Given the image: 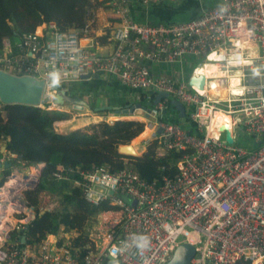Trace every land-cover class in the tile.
Masks as SVG:
<instances>
[{"label":"built area","instance_id":"built-area-1","mask_svg":"<svg viewBox=\"0 0 264 264\" xmlns=\"http://www.w3.org/2000/svg\"><path fill=\"white\" fill-rule=\"evenodd\" d=\"M104 1L114 19L111 53L101 55L80 44L95 20L89 8L75 34L50 23L43 25L44 35L22 34L14 43L4 39L0 70L43 80V100L51 105L55 93L71 92L72 85L87 75L112 77L144 94L147 102L167 94L148 108L147 118L146 110H136L147 133L140 145L145 149L157 140V156L182 152L177 173L158 185L129 168L114 172L108 166L88 172L59 168L52 180L77 173L75 184L85 201L93 206L107 201L113 209L103 211L87 230L80 259L73 253L72 235L61 229L33 245L26 240L21 244L28 210L13 211L5 228L0 222V264H165L183 242L195 249L191 264H264V0H218L187 22L156 25L135 22L131 6L185 0ZM213 52L219 59L212 57ZM200 58L225 75L197 74L206 67L192 65ZM237 58L248 63H230ZM191 77L203 78L201 89L189 85ZM171 100L182 104L197 135L181 123L166 122L173 116ZM217 114L227 115L230 123L219 126ZM238 131L249 145L236 143ZM0 153L2 182L5 163L10 172L24 165L5 150ZM13 178L0 184V212L26 203L19 187L9 183ZM179 238L184 240L178 242Z\"/></svg>","mask_w":264,"mask_h":264},{"label":"trees","instance_id":"trees-1","mask_svg":"<svg viewBox=\"0 0 264 264\" xmlns=\"http://www.w3.org/2000/svg\"><path fill=\"white\" fill-rule=\"evenodd\" d=\"M98 3L91 0H0V52L4 39L14 43L22 34L34 33L43 25L54 23L61 31L80 29L86 20V10L96 7ZM66 93L69 97L84 101L80 94ZM139 104L148 109L153 103L150 105L144 100ZM50 105V100L44 101V109L0 104V138L3 137L2 146L6 153L14 155V161L19 164L30 165V170H34L38 164H44L37 188L24 193L26 203L37 208L39 203L36 196L41 193L54 195L58 202L53 211L38 214L20 235L25 236L27 244L33 245L61 229L72 235V250L80 259L87 243L88 227L95 222L98 214L113 207L107 201L96 206L85 201L75 184L79 178L77 173L60 181L52 180L51 174L59 168L73 167L79 172H88L98 166H108L114 172L129 166L142 180L159 185L164 177L176 175L175 165L183 153L171 151L164 156H157V140H152L140 156L119 154L120 146L137 142L138 136L143 133V123L134 120L92 123L66 133L55 132L54 124L69 120L71 114L47 110ZM65 106L71 108L68 104ZM89 106L96 108L93 103ZM170 108L173 116L167 117L166 122L181 123L190 134L197 135L189 117L180 119L172 105ZM105 112L108 113L106 110L95 113L100 115ZM5 125L9 127L7 137L2 134ZM10 173L9 168L3 171L2 182Z\"/></svg>","mask_w":264,"mask_h":264},{"label":"water","instance_id":"water-1","mask_svg":"<svg viewBox=\"0 0 264 264\" xmlns=\"http://www.w3.org/2000/svg\"><path fill=\"white\" fill-rule=\"evenodd\" d=\"M96 76H93L92 78H95ZM90 79V76H83L82 80H88ZM189 85H194L197 88H202L203 85V78H193L191 77L189 79ZM45 91V82L43 80L36 79L31 76H13L10 74H7L0 70V103L2 105H22V106H30V107H40L41 103L43 101V94ZM158 99L167 98V94L165 93H159L157 95ZM53 105L55 106H64V104H68L72 107L73 110H79L83 111L84 109L88 111H101V110H107L114 115L117 116H128L133 114L136 110H146L147 113L145 114V117H148V109L141 107L139 103L131 104L128 103L124 105L123 108L120 107H112L107 106L104 108H94L92 109L88 104H86L82 100H78L76 98L69 97L67 93L63 90L58 91L53 95ZM171 105L173 108L177 111L178 117L180 119L185 118V112L182 104H180L176 100H171ZM157 134H161V130L157 131ZM228 142H230V139L227 138ZM4 151V149H3ZM118 153L124 156L129 157H136L137 152L131 145H125L120 146L118 149ZM44 164L38 165V177L36 180V183L32 187V189H36L38 182L40 180L41 171ZM4 168H9V164L5 163ZM16 174H12L11 177H15ZM14 187L9 185V189H13ZM30 188L21 190L27 191ZM19 190V189H18ZM112 192H109V195H111ZM22 205L28 210L27 216L23 219V225L25 228L36 219V214L33 210V207L30 206L27 203H23ZM14 225H16V221L13 222ZM25 243V236L23 235L21 237V244ZM195 255V249L194 247L189 243H180L176 249L173 252V255L171 259L165 263V264H191V260Z\"/></svg>","mask_w":264,"mask_h":264},{"label":"crops","instance_id":"crops-1","mask_svg":"<svg viewBox=\"0 0 264 264\" xmlns=\"http://www.w3.org/2000/svg\"><path fill=\"white\" fill-rule=\"evenodd\" d=\"M99 5L93 7V11L95 14V20L93 23V27L88 37L80 38V44L82 46L91 47V50L95 51L98 54L105 55L112 52L114 48V43L111 39L112 28L114 25V19L111 14V8L108 6L104 0H98ZM177 5L179 3H167L162 5H149L147 7H140L136 4L131 6V16L133 20L139 24H159V23H173L171 21L172 16V6ZM201 13V12H200ZM199 13V15H200ZM199 15L195 16L198 17ZM194 17V18H195ZM193 19V18H192ZM190 20V19H189ZM36 32L39 35H44L45 29L44 26L36 29ZM77 31L74 29H66L65 33L67 34H75ZM153 67V66H151ZM153 71L158 72L159 69L153 67ZM188 73V72H187ZM74 94L84 95V97L88 96L87 92L94 91L98 94V92H103V95L107 97V104L111 106H122L124 104H128L129 99H133V94L131 90L112 77L106 75H98L95 78H90L88 80H82L74 85H72ZM72 92V93H73ZM83 97V99H84ZM73 120L63 121L61 123H57L59 127H67L71 124ZM96 122V120H91L90 118L82 119L78 124L73 126L72 128H68V130L78 129L89 124ZM66 125V126H65ZM3 136H8L9 127L5 125ZM0 138V143L2 141ZM133 143V142H132ZM3 148L0 149V152ZM142 152L144 151L141 150ZM141 152V153H142ZM138 153V152H137Z\"/></svg>","mask_w":264,"mask_h":264},{"label":"rangeland","instance_id":"rangeland-1","mask_svg":"<svg viewBox=\"0 0 264 264\" xmlns=\"http://www.w3.org/2000/svg\"><path fill=\"white\" fill-rule=\"evenodd\" d=\"M91 1L92 2H99L98 0H91ZM217 2H218V0H185L184 2H180L177 5L174 4L172 6V10H171V12H172L171 21L173 23L187 22V21H189V19H192L195 16L199 15L200 12H202V11H204V10L210 8V7H213ZM201 63H202V65L204 64L206 66L212 65V63H208L205 60L203 61V59H201V58L198 59V60H194L193 63H192V65L195 66V67H197ZM70 90H72L71 92H73V88H71ZM131 92L133 94V99H129V102L128 103H134V104H136V103H139L141 101H144L143 100L145 98V95L144 94H142V93H140L138 91H131ZM85 94H87L88 96L87 97L86 96L84 97V95H83V97H84L83 100L88 105L90 103H93L96 106V108H99V107L100 108H104V107H107V106H111V105H109V103L107 104V97H105V95H103V92H98V94H97L94 91H90V92H87ZM44 101H46V99L42 101L41 106L43 105ZM159 102H160V99H158L156 97L152 101H150L149 104L151 105L152 103L153 104H156V103H159ZM153 104H152V106H153ZM61 107L58 108V109H60L63 112H66V113H70L71 114V118L69 120H73V121L67 127H59V126H57V123H55V125H54V131L56 129L55 132H58V133H66V132L70 131V130H68V128H72L73 126L80 124L79 122L82 119H85V118H90L91 120H96V122H93V123H99V122L112 123V122L117 121V120H134V121H140V122L143 123V121L139 120V118H140V112L139 111H135V112H133V114L128 115V116H122V115L121 116H117V115H114L113 113H111V112H109L107 110L106 111L108 113L105 112V113H101L100 115H98L94 111L91 112V111H88L86 109H84L83 111H79V110H73L72 107L71 108H67L66 106L65 107L61 106ZM112 107H115V106H112ZM48 109L49 110H54V107L52 109H50V108H48ZM134 117H136V118H134ZM4 131L5 130L3 129L2 134L4 133ZM235 135L237 137L236 143L246 142L245 141L246 140V137H244V135H243L242 132H239L238 131V132H236ZM138 137H139V141L141 142V139H143V138H141L142 135H140ZM139 141L135 145H133L132 142L130 143V145L132 147L138 148V151H137L138 152L137 153L138 156L141 155V152H142L141 150L144 149V147L142 145H140V142ZM246 144L249 145V140H247ZM2 145H3V143L1 141V143H0V149L3 148ZM29 166L30 165L24 166V167L15 166L11 170V173H10V175L8 177L11 178V175L12 174H20L21 176L26 177V176H28L29 173L32 174L35 171H38L39 170V168L37 166V167L34 168L33 171L30 170L31 172H29ZM127 168L132 169L129 166H127ZM30 190H33V189L31 188V189H29L27 191H30ZM25 192L26 191H22V197H23V200L24 201H25V195H24ZM36 197H37V201L39 203V206L37 208H34V212L36 213V215H38V214H40V213H42L44 211H53V209H55L57 207V205H58L57 198L54 195H52V194L41 193L40 195H38ZM100 214L97 215V217L95 218V220L100 216ZM23 215H21V216H23ZM15 218H18V216H15ZM93 224L94 223H92L88 227L87 230H89L90 228H92L93 227ZM52 235L53 234L47 235V237L52 236ZM87 239H88V237H87ZM182 240H184V239L183 238H179L178 242H182Z\"/></svg>","mask_w":264,"mask_h":264},{"label":"bare ground","instance_id":"bare-ground-1","mask_svg":"<svg viewBox=\"0 0 264 264\" xmlns=\"http://www.w3.org/2000/svg\"><path fill=\"white\" fill-rule=\"evenodd\" d=\"M216 66L215 65H209V66H206V70L208 71V73H210L211 75L213 74H219L217 73L218 70H216ZM213 69H215V71H213ZM53 105H51L52 107ZM50 107V109H52ZM217 116V115H216ZM110 118V117H109ZM136 118V117H134ZM215 121H216V118H215ZM217 122V121H216ZM61 123V122H59ZM219 126H222V128H224L223 124H219ZM147 135V133H143L142 134V137H145ZM140 138V139H141ZM139 141V139L137 140V142ZM137 142L133 143V145L137 144ZM140 142V141H139ZM136 148V147H135ZM38 166V165H37ZM36 166V167H37ZM33 171V170H31ZM30 169H29V172H31ZM37 177H38V171H35L34 173H29L28 176L26 177H23L21 176L20 174H16L15 175V178L11 179L9 183L11 184H16L18 187H19V190H24V189H27V188H32L34 186V184L36 183V180H37ZM22 202H19V204H17V207L14 208V209H8L7 211H1L0 212V216L2 217L0 222L1 224L3 225V227L5 228V225L4 223L6 221H12L13 220V216H12V213L13 211H19V210H23V211H26V208L23 207V205L21 204ZM17 209V210H15ZM190 238L192 239L193 238V235L190 236Z\"/></svg>","mask_w":264,"mask_h":264},{"label":"clouds","instance_id":"clouds-1","mask_svg":"<svg viewBox=\"0 0 264 264\" xmlns=\"http://www.w3.org/2000/svg\"><path fill=\"white\" fill-rule=\"evenodd\" d=\"M212 57L215 58V59H219V57L216 55L215 52L212 53ZM230 63H248V61H243V60H240V59L237 58V59L230 60ZM213 71H215V69H213ZM199 72H205V74H210V73H208V71L206 69L199 70L197 74H199ZM219 74L220 75H225V73H219ZM236 82H237V78L233 77L232 78V83L235 84ZM213 87H215V85ZM52 103H53V101H52ZM50 107H51V105H50ZM56 107H59V106H56ZM216 121H217L218 124H223V125H228L230 123L229 117L227 115H223V114H217Z\"/></svg>","mask_w":264,"mask_h":264}]
</instances>
